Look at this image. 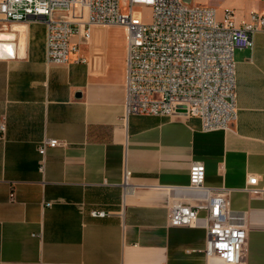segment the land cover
Returning <instances> with one entry per match:
<instances>
[{
    "label": "crops",
    "instance_id": "obj_1",
    "mask_svg": "<svg viewBox=\"0 0 264 264\" xmlns=\"http://www.w3.org/2000/svg\"><path fill=\"white\" fill-rule=\"evenodd\" d=\"M12 26L16 38L0 32L13 50L0 55V264H211L203 222L169 225L171 201L198 196L189 190L197 161L204 185L233 189L231 208L244 212L243 264H264V192L244 190L250 176L264 189V31L253 49L235 52L236 124L206 133L183 114L126 116L124 27L94 26L88 42L76 36L79 51L64 66L47 62L45 24ZM45 139L67 146L48 149L41 171Z\"/></svg>",
    "mask_w": 264,
    "mask_h": 264
},
{
    "label": "built area",
    "instance_id": "obj_2",
    "mask_svg": "<svg viewBox=\"0 0 264 264\" xmlns=\"http://www.w3.org/2000/svg\"><path fill=\"white\" fill-rule=\"evenodd\" d=\"M151 9L146 20L137 7ZM46 25L48 64H68L80 42L91 38L94 26L124 27L127 31L126 116L171 118L179 114L200 119L203 132H228L238 120L236 50L253 49L254 36L264 31V15L250 13L238 24L233 10L193 5L185 0H0V32L13 23ZM80 62H86L84 58ZM1 130H5L1 126ZM67 146L65 141L45 139L38 146L40 170L47 151ZM189 190L198 196L192 202L173 199L169 225L207 230L204 254L211 264H243L247 255L249 228L244 212L231 208L226 187H206V167L194 162ZM130 173L127 171L126 178ZM127 183V180H126ZM261 195L257 176L248 178L244 189ZM14 198V195H11ZM51 206V203H47ZM202 212L205 213L202 216ZM106 217V211H92Z\"/></svg>",
    "mask_w": 264,
    "mask_h": 264
},
{
    "label": "rangeland",
    "instance_id": "obj_3",
    "mask_svg": "<svg viewBox=\"0 0 264 264\" xmlns=\"http://www.w3.org/2000/svg\"><path fill=\"white\" fill-rule=\"evenodd\" d=\"M191 3L193 5L213 4L215 8L218 10L219 19L222 17L223 11L226 8H230L231 10H233L236 19L247 17V15L251 12V10L255 9L256 6H263L264 8V0H192ZM136 9L143 14L146 20L150 19V14H151L150 8L141 6V7H137ZM111 32L124 34V30L117 28H114Z\"/></svg>",
    "mask_w": 264,
    "mask_h": 264
},
{
    "label": "bare ground",
    "instance_id": "obj_4",
    "mask_svg": "<svg viewBox=\"0 0 264 264\" xmlns=\"http://www.w3.org/2000/svg\"><path fill=\"white\" fill-rule=\"evenodd\" d=\"M20 33H23V29L21 28L19 30ZM9 34H1L0 33V55H3L5 52L11 54L13 52L12 50V42L10 41Z\"/></svg>",
    "mask_w": 264,
    "mask_h": 264
},
{
    "label": "water",
    "instance_id": "obj_5",
    "mask_svg": "<svg viewBox=\"0 0 264 264\" xmlns=\"http://www.w3.org/2000/svg\"><path fill=\"white\" fill-rule=\"evenodd\" d=\"M185 2H187V3H191V2H192V0H185Z\"/></svg>",
    "mask_w": 264,
    "mask_h": 264
}]
</instances>
